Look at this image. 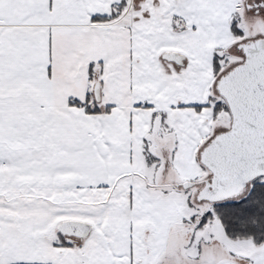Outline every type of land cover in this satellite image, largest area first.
<instances>
[{"label":"snow or ice","instance_id":"6c2138e0","mask_svg":"<svg viewBox=\"0 0 264 264\" xmlns=\"http://www.w3.org/2000/svg\"><path fill=\"white\" fill-rule=\"evenodd\" d=\"M0 264H264V0H0Z\"/></svg>","mask_w":264,"mask_h":264}]
</instances>
